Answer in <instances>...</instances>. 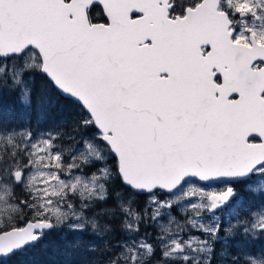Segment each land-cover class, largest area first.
Returning <instances> with one entry per match:
<instances>
[{
    "label": "snow or ice",
    "instance_id": "snow-or-ice-1",
    "mask_svg": "<svg viewBox=\"0 0 264 264\" xmlns=\"http://www.w3.org/2000/svg\"><path fill=\"white\" fill-rule=\"evenodd\" d=\"M5 93L0 261L264 264V0H0Z\"/></svg>",
    "mask_w": 264,
    "mask_h": 264
},
{
    "label": "rangeland",
    "instance_id": "rangeland-1",
    "mask_svg": "<svg viewBox=\"0 0 264 264\" xmlns=\"http://www.w3.org/2000/svg\"><path fill=\"white\" fill-rule=\"evenodd\" d=\"M9 95L11 98V94L8 93L0 96V102L4 101V99ZM12 96L15 98L14 103H10L8 105H3L0 103V114H2L5 118L15 120L18 116L23 115V112L16 97L14 95ZM57 107L60 110H64L68 107V105L62 109L58 103ZM232 207L233 206H230L224 211L223 219L225 221L231 219ZM232 222L235 223L234 220ZM148 230L152 231L151 228ZM78 239L88 241L91 239V237H89L87 233L52 230L46 233L44 238L34 247L27 248L25 251L17 253L9 259L1 261L0 264H57L58 261L64 259H71L73 262H75L81 258L83 250L69 248V244ZM251 248L253 251L255 250L254 252L257 254L264 251V239H257L253 244H251ZM37 251L39 253H33ZM69 252L71 253L70 257L65 255ZM34 254H37L36 257ZM18 260L22 261L23 263L17 262Z\"/></svg>",
    "mask_w": 264,
    "mask_h": 264
},
{
    "label": "trees",
    "instance_id": "trees-1",
    "mask_svg": "<svg viewBox=\"0 0 264 264\" xmlns=\"http://www.w3.org/2000/svg\"><path fill=\"white\" fill-rule=\"evenodd\" d=\"M15 102V98L11 95V98H10V95L9 96H7L5 99H4V101H2V102H0V103H2L3 105H8V104H10V103H14ZM59 103V105L62 107V109H64L66 106H67V104H66V102L65 101H63V100H61V101H59L58 102ZM57 109H58V107H57ZM255 251V250H254ZM33 253H39L38 251L37 252H33ZM35 255V257H36V255L37 254H34ZM4 261V260H3ZM44 261V260H43ZM17 262H22V261H20V260H18ZM46 262V261H45ZM23 263V262H22ZM50 264V263H49Z\"/></svg>",
    "mask_w": 264,
    "mask_h": 264
},
{
    "label": "flooded vegetation",
    "instance_id": "flooded-vegetation-1",
    "mask_svg": "<svg viewBox=\"0 0 264 264\" xmlns=\"http://www.w3.org/2000/svg\"><path fill=\"white\" fill-rule=\"evenodd\" d=\"M229 207H230V206H229ZM227 209H228V208H227ZM227 209H225V210H227ZM225 210H224V211H225Z\"/></svg>",
    "mask_w": 264,
    "mask_h": 264
}]
</instances>
